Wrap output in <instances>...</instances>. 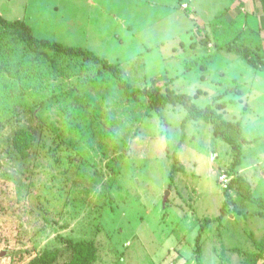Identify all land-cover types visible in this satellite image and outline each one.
I'll use <instances>...</instances> for the list:
<instances>
[{
  "label": "rangeland",
  "instance_id": "374dc122",
  "mask_svg": "<svg viewBox=\"0 0 264 264\" xmlns=\"http://www.w3.org/2000/svg\"><path fill=\"white\" fill-rule=\"evenodd\" d=\"M0 14L119 66L134 88L195 96L245 141L237 165L180 105L129 98L104 71L46 78L27 92L43 104L0 124V264L64 238L92 240L94 264H244L264 239V62L227 48L264 61L259 0H0ZM19 129L35 137L24 159Z\"/></svg>",
  "mask_w": 264,
  "mask_h": 264
},
{
  "label": "trees",
  "instance_id": "16d2710c",
  "mask_svg": "<svg viewBox=\"0 0 264 264\" xmlns=\"http://www.w3.org/2000/svg\"><path fill=\"white\" fill-rule=\"evenodd\" d=\"M259 5L264 12V0H259ZM227 49L241 56L254 69L260 68L264 62L261 54H255L247 47L230 45ZM103 71L118 82L119 88L129 98H138L143 94L155 109L180 105L186 111L184 120L211 123L215 136L227 144L235 155L234 164H239L242 144L245 142L240 136V125L223 121L212 106L200 108L194 102L195 96L176 93L167 87L165 91L160 87L134 88L124 79L119 66L82 48L38 39L25 22L8 21L0 16V124L15 115L16 106L31 110L42 105V99H31L27 92L36 94L44 87L46 78L64 73L75 76ZM34 142L35 137L30 130L19 129L11 138V147L24 159ZM62 241V248L43 249L25 264H94L97 261L98 251L92 240L74 241L64 238ZM254 248L255 252L245 254L244 264H264V239L256 243Z\"/></svg>",
  "mask_w": 264,
  "mask_h": 264
},
{
  "label": "crops",
  "instance_id": "0c3cea01",
  "mask_svg": "<svg viewBox=\"0 0 264 264\" xmlns=\"http://www.w3.org/2000/svg\"><path fill=\"white\" fill-rule=\"evenodd\" d=\"M25 9H24V14H25V16L29 13V5H25V7H24ZM27 13V14H26ZM0 16H1V14H0ZM25 16L23 17V19L21 20V21H23V22H25L28 26H30V28L32 29V31L34 32V27H33V24L32 25H29L28 24V22L26 21V18H25ZM2 17V16H1ZM44 21H42L41 20V23H43Z\"/></svg>",
  "mask_w": 264,
  "mask_h": 264
},
{
  "label": "built area",
  "instance_id": "2783aa9c",
  "mask_svg": "<svg viewBox=\"0 0 264 264\" xmlns=\"http://www.w3.org/2000/svg\"><path fill=\"white\" fill-rule=\"evenodd\" d=\"M224 176H222V177H219V179L221 180V181H224ZM226 181V180H225Z\"/></svg>",
  "mask_w": 264,
  "mask_h": 264
}]
</instances>
